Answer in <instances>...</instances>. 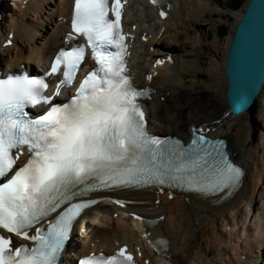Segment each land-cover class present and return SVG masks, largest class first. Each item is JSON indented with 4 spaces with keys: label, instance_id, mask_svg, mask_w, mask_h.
I'll return each mask as SVG.
<instances>
[{
    "label": "snow or ice",
    "instance_id": "snow-or-ice-1",
    "mask_svg": "<svg viewBox=\"0 0 264 264\" xmlns=\"http://www.w3.org/2000/svg\"><path fill=\"white\" fill-rule=\"evenodd\" d=\"M121 7L112 0L111 19L109 0H74L72 32L87 41L97 67L66 102L54 103L53 97L76 80L84 45L56 55L48 74L62 70V79L53 96L45 95L49 85L43 79H0V230L7 234L0 235V264H58L74 221L96 203L73 201L98 188L167 184L211 194L240 180L241 169L205 135H194L185 147L147 133L137 103L147 90H137L125 75ZM41 105L48 108L35 117L25 110ZM25 149L30 155L16 167ZM13 236L31 245L16 246ZM131 261L121 248L79 264Z\"/></svg>",
    "mask_w": 264,
    "mask_h": 264
},
{
    "label": "bare ground",
    "instance_id": "bare-ground-1",
    "mask_svg": "<svg viewBox=\"0 0 264 264\" xmlns=\"http://www.w3.org/2000/svg\"><path fill=\"white\" fill-rule=\"evenodd\" d=\"M1 1L0 3L3 5ZM142 1L147 8L149 7L154 10L155 18L157 19V25L154 28L155 33L151 35L149 33L150 30L148 32L152 37L150 41L151 45H154L153 51L150 50L152 52L146 53L149 60H155L154 56L152 58L151 56L158 52L159 47H156L159 45L157 44H162L159 40H165L166 37H172V46L175 45L177 47L174 46L165 50L166 56L170 52L179 51V54L180 52L183 53L182 59L183 57L184 59L185 57L190 58L191 54L189 55L186 49L182 48V46H187L189 43L185 42L183 44L179 40L185 35H190L191 29L186 28L185 24H188L192 27V30H195L198 21L207 16V8L204 2L201 0H167V2L173 5V9L172 11L166 12L167 16L165 19H160L158 17V10L164 9L163 4L153 7L148 5L147 0ZM23 2L24 0H21L14 8L11 7L9 9L3 28L0 30V43L7 39L11 30L12 32L14 31L13 34L15 33V46L12 49L4 50L0 45V69L7 66L9 62L18 65L24 62L34 63L42 61L46 55L55 49L56 41H59L60 34L64 32V26H58L57 21L50 24V27L44 26L41 22L45 18L43 13L48 8V3L51 13L50 15L48 14V17H54L55 15L59 17L67 12L70 0H36L35 2H28L24 9L22 8ZM217 12L219 11L213 9L210 16H214ZM242 14L243 12H233L234 25L230 35L228 34L226 39L225 53L223 52L224 56L219 64V72L217 71L211 75L213 81L210 79L212 84L210 83L209 88L217 90L221 98L206 93L198 95L196 92L187 91L175 85L174 89H176L177 95L174 96L171 94L170 101L165 100L166 98L163 97L162 100H165V103H156L155 109L154 107L152 108L154 109V111L152 110L153 115L150 116L149 112L147 114L149 119L148 132L152 134H155L153 125L161 124L165 128L167 127L169 131L163 135H178L180 138H187L189 135V126H198L203 123H206V127L213 125L216 130L212 134H208V136L222 137L227 141L229 139L227 152L231 160L244 170L245 176L240 190L232 200L223 204H216V201L203 199L191 194L177 196L173 198L171 208L167 207L168 194L162 191L160 192V190L152 192H131L129 194L121 193L119 196L143 200L146 203L140 206H127L123 210L116 208L111 202L102 203L97 206L96 209L100 210L103 214L89 218V224L85 232L79 230L78 235L82 236L84 233L87 234L86 239L81 244V248L77 250L79 255L87 254L94 248L95 250H107L108 253H111L118 245L127 243L129 246L132 245L130 249H134L135 246L139 247L143 254L142 258L141 256L138 257V261L141 264L143 263L144 257L149 259L150 264H159L160 256L155 254L148 240H152L158 236H165L169 241L168 247L170 252L167 264H264L262 262L264 259V197L260 194L258 195L259 185L262 181L264 182V170L259 163L260 160L257 153V148L259 147L254 146L253 141L250 138L248 139L247 131L250 129L249 123H242L239 126V134L228 133L227 135L223 134L224 136H221L222 132L220 131L224 121L242 117L240 115L243 113L245 114L243 116H247L249 111L256 107L257 101L264 102L262 101V96L264 95L263 84L260 93L256 97L255 105L252 108H249L239 115L231 116L226 106L224 93L227 88V82L224 72L221 73V71L224 68L233 31ZM131 18L128 17L127 9H125V25L128 22L129 24L135 23L137 25V21ZM182 27H184V31L180 32L181 30L179 29ZM196 41L197 39L194 42ZM202 41L203 39L201 37ZM194 42L192 45L195 44ZM201 47L203 45H200ZM194 50L197 59L195 58L196 60L193 61V64L190 62L187 65H180L173 60L171 64L165 63L162 69H159L161 70L160 74L158 75L157 73L156 76L163 80L164 84L170 83L169 80L173 84H176V79L166 77L164 72L169 70V72L175 71L178 74V68L180 66L182 70H186L188 77L197 78L198 74H200L197 66L204 65L205 62L200 59L198 50ZM183 60L182 62L185 61ZM129 65L131 66V59ZM138 69L141 73L142 68L139 67ZM216 75L223 78L220 84L214 83V77ZM143 82L144 79L140 84H143ZM150 83H153L152 80ZM166 87L164 86L159 91L160 95L164 94ZM163 110L167 112V116H163ZM224 111L225 114L223 115ZM226 113L228 114L227 117H225ZM217 120L220 123L217 124ZM253 202H255L254 205L257 204L259 207L257 209L260 211L254 216L252 225L246 226L244 222L247 216L245 215L241 221L240 213L243 212V207H248ZM112 213H117L116 216L118 217L111 219L110 215ZM130 213L157 218V222L152 225H147L141 221L132 219L130 216L128 217ZM128 221H130L129 224L127 223ZM228 226L230 227L229 231H223ZM77 228L78 226L74 228L72 234L74 237L70 245L76 240L78 243V239H76ZM232 236L236 240H239L240 243L235 244ZM208 254L211 255V259L208 257ZM259 260L260 262H258ZM68 264H72V262Z\"/></svg>",
    "mask_w": 264,
    "mask_h": 264
},
{
    "label": "rangeland",
    "instance_id": "rangeland-1",
    "mask_svg": "<svg viewBox=\"0 0 264 264\" xmlns=\"http://www.w3.org/2000/svg\"><path fill=\"white\" fill-rule=\"evenodd\" d=\"M201 1L204 2V4L206 5L207 13H208L207 16L205 18L201 19L200 21H198L197 27L195 28V30H192V27H190L188 24L187 25L185 24L186 28L191 29L190 35H185L184 37H181V40H179L180 43H183V44L185 42L189 43L187 46L184 45L185 47L182 46V48L186 49V52L189 53V55L191 54L190 58L185 57V59H184V57H183V59L186 61L185 62L182 59V56H183L182 52H180L181 55L179 54V51L172 52V54H174V55H172V58H174L173 60H175L174 62H177L180 65H183V64L187 65L190 62H192V64H193V61H195L197 59L195 57V50L194 49L198 50L200 59L202 61H204L205 63H204V65L197 66L200 70V74H198L197 78L194 79V78L188 77L186 70H184V69L182 70V68H180V66H179L178 74H177V72L175 73V71L169 72V70H166L164 72L166 77L175 78L176 84L175 83L173 84V82H171V80H169L170 83L164 84L163 83L164 81L159 79L156 76L157 73H158V75L160 74L161 70H159V69H162V67H158V66L156 67L152 63V61L149 60V57H147V56L145 58H143L142 56L140 58L138 57L139 51L142 52L143 49L147 52L153 51L154 45L153 44L151 45V42H150L152 40V37L147 36V43L146 44H145V42L144 43L135 42L133 44L134 49L132 52L131 61H132V68H133V72H134V79L137 81V83H140L142 81L141 74L138 73V71H139L138 68L141 67L142 70L144 69V70L148 71V75H150L149 77H151L152 82L154 83V84L151 83V87H152L151 100H148L146 102L147 103V109H148L150 116L153 115V111L156 107V103L160 102L161 104H164L165 100L170 101V97L172 95H174V96L177 95L176 89H174L175 85H178L187 91L196 92L198 95H202L203 93H206L208 95L212 94L214 96H217L218 98H221V95L218 93L217 90H215V89L213 90V89L209 88V86L212 84L210 82V79L212 80L211 75L213 73H216L219 70V64L221 63L222 57L224 56L225 47H226V39L228 37V34L230 35V33L232 31V27L234 25L233 12L234 13L243 12L247 0H201ZM6 3H9L10 7L14 8V6H12L13 3H11L10 1L6 0ZM47 7L49 8V3L47 5ZM48 8L45 9V12L43 13L45 15L44 16L45 18H44V20H42V18H41V20H42L41 24H44V26L48 25V27H50V24L55 23L56 19L53 16H51V17L49 16L51 19L48 17V14L49 15L51 14L50 8L49 9ZM213 9H215L219 12H217L214 16H210V13L213 11ZM154 13L155 12L153 9H150L149 7L148 8L143 7L141 0H132V1L130 0V5L128 6V16L134 18L137 21V25L135 24L136 28H137L136 31H141V32H144L146 34L151 33V35H153L155 33V30H154L155 25H157V22H156L157 19L155 18ZM220 13H223V14H220ZM180 23H181V21H180ZM202 26L204 28H202ZM149 30H150V32H149ZM179 30H181L180 32L184 31V27L180 28ZM218 32L221 34H219ZM172 35H173V33H172ZM201 37L203 39L202 42H201ZM149 38H151V39L149 40ZM196 39H197V41L194 42ZM157 40H159V39L157 38ZM172 40H173L172 37H170V38L166 37L165 40H159L160 42H162V44H157L159 46H157L156 48L159 47V49L157 50L158 52L155 55L156 58L164 59V53L163 52H165V50H167V49H170V47L175 46V45L172 46V42H173ZM193 42L195 44L192 45ZM213 44H215V45L213 46ZM200 45H203V47L200 48ZM150 50H152V51H150ZM135 51H137L136 55L134 54ZM133 55H134V57H133ZM146 58H148V59H146ZM136 60H137L138 64H137ZM143 60H144V64H143ZM182 60L184 62H182ZM139 61H140V64H139ZM134 62H136V63H134ZM135 64L139 65V66L135 67ZM141 64H143V65H141ZM221 73H223V71H221ZM214 78H215L214 83L220 84L221 80L223 81V78H221V76H219V75H216ZM164 86H167L168 88L166 87V91H164V94L160 95L159 91L161 89H163ZM163 97L166 99L162 100ZM222 99H224V97H222ZM262 101H264V95L262 96ZM153 107H154V109H152ZM224 114H225V111H224L223 115ZM165 115L167 116V112L163 110V116H165ZM243 115H245V114L244 113L241 114L240 116H242V117H239L236 119L231 118V119L227 120L223 124V126L221 127L222 130L220 129V131L222 132L221 136L223 134L227 135L228 133L239 134V128H240L239 126L242 123H249L250 129L247 131L248 139L250 138L251 141H253L254 146L259 147V148H257V153H258V157L260 160L259 163H260V166L264 170V151H263L264 150V102L261 103V102L257 101L256 107L252 108L251 111H249V114H247V116H243ZM227 116H228V114L226 113L225 117H227ZM227 127H228V129H227ZM154 130L160 135L167 134L169 132L168 128L167 127L165 128V126H163L161 124H158L157 127L154 128ZM228 141H229V139H228ZM228 141L226 140L227 143H228ZM259 194L262 197H264V182L263 181L260 183L259 188H258V195ZM254 203L255 202H253L252 205L245 207L247 209H245L243 207L242 208L243 212L240 213L241 221H242V219H244L245 215L247 216V219L244 222V224L246 226L252 225V223L254 222V216L257 214V212L260 211L257 209V208H259L257 206V204L254 205ZM172 205H173V199H168L167 207L171 208ZM244 210H245V212H244ZM110 217H111V219H116L118 216L110 215ZM241 221H240V223H241ZM129 222L130 221H128L127 223L129 224ZM246 226H245V228H246ZM229 228L230 227L228 226L223 231H229ZM237 228H238V226H237ZM78 236H80V235H78ZM78 236L76 235V239ZM232 239L235 240V244L240 243V241L236 240V238H234V236H232ZM208 257L210 258L211 255H209ZM241 260H243V259L241 258ZM258 262H260V260ZM262 262L264 263V259L262 260Z\"/></svg>",
    "mask_w": 264,
    "mask_h": 264
},
{
    "label": "water",
    "instance_id": "water-1",
    "mask_svg": "<svg viewBox=\"0 0 264 264\" xmlns=\"http://www.w3.org/2000/svg\"><path fill=\"white\" fill-rule=\"evenodd\" d=\"M223 72L230 114L252 108L264 84V0H247L233 31Z\"/></svg>",
    "mask_w": 264,
    "mask_h": 264
},
{
    "label": "trees",
    "instance_id": "trees-1",
    "mask_svg": "<svg viewBox=\"0 0 264 264\" xmlns=\"http://www.w3.org/2000/svg\"><path fill=\"white\" fill-rule=\"evenodd\" d=\"M202 28H204V27L202 26Z\"/></svg>",
    "mask_w": 264,
    "mask_h": 264
}]
</instances>
